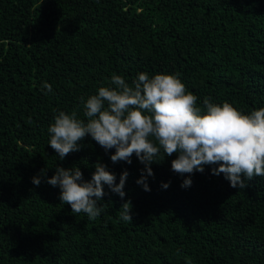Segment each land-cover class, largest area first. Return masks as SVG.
Listing matches in <instances>:
<instances>
[{
    "label": "trees",
    "instance_id": "1",
    "mask_svg": "<svg viewBox=\"0 0 264 264\" xmlns=\"http://www.w3.org/2000/svg\"><path fill=\"white\" fill-rule=\"evenodd\" d=\"M141 72L178 73L198 107L264 108V0H0V264H264V177L233 188L205 165L182 188L178 154L161 151L145 191L135 154L113 163L90 135L64 160L49 145L60 111L87 121L83 102L113 74ZM97 162L117 184L129 175L123 199L105 185L92 220L45 181L57 167L90 180Z\"/></svg>",
    "mask_w": 264,
    "mask_h": 264
},
{
    "label": "clouds",
    "instance_id": "2",
    "mask_svg": "<svg viewBox=\"0 0 264 264\" xmlns=\"http://www.w3.org/2000/svg\"><path fill=\"white\" fill-rule=\"evenodd\" d=\"M108 87H100L98 93L83 102L84 116L77 112L60 111L49 127V145L64 160L71 152L80 151L79 143L86 136L102 147L105 152L115 149L110 159L113 163H132L133 154L145 167L137 184L151 191L148 178L154 176L151 165L158 162L161 151L164 156L177 153L171 161V170L189 177L181 184L190 187L191 175L203 173L205 165L212 174H224L233 188H245V180L264 177V108L243 114L225 101L222 105L204 98L203 107L197 106V96L187 91L179 74H155L145 72L131 84L113 74ZM45 95L52 86L45 81ZM46 171L34 176L37 187ZM129 173L125 170L116 183V175L106 164L97 162L90 180H86L79 167H57L46 183L60 189V200L70 205L75 214L85 213L95 220L103 211L98 202L103 200L105 185L122 199ZM167 189L169 184H163ZM132 203L126 201L119 211L120 218L132 222Z\"/></svg>",
    "mask_w": 264,
    "mask_h": 264
}]
</instances>
